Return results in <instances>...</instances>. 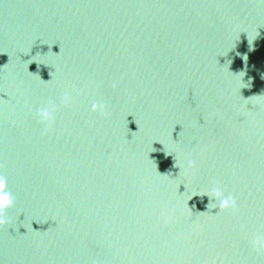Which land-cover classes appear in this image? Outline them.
<instances>
[{
    "label": "water",
    "instance_id": "water-1",
    "mask_svg": "<svg viewBox=\"0 0 264 264\" xmlns=\"http://www.w3.org/2000/svg\"><path fill=\"white\" fill-rule=\"evenodd\" d=\"M0 175V264H264V0H0Z\"/></svg>",
    "mask_w": 264,
    "mask_h": 264
},
{
    "label": "clouds",
    "instance_id": "clouds-1",
    "mask_svg": "<svg viewBox=\"0 0 264 264\" xmlns=\"http://www.w3.org/2000/svg\"><path fill=\"white\" fill-rule=\"evenodd\" d=\"M115 83L113 87H115ZM71 100V96L65 93L61 97V103L67 104ZM92 110L100 112L105 111V105L102 103H93ZM54 112H55V104L50 102L47 106L38 109L37 115L42 122L45 124L50 123L54 120ZM189 166L194 167L195 161H189ZM212 196L214 198L221 209H233L237 208L236 199L232 195H225L224 191L216 186L211 189ZM14 204V198L11 193L7 189V180L5 177L0 175V224H4L6 222L5 212L7 209L11 208ZM252 246L259 250H264V234H256L254 239L252 240Z\"/></svg>",
    "mask_w": 264,
    "mask_h": 264
}]
</instances>
